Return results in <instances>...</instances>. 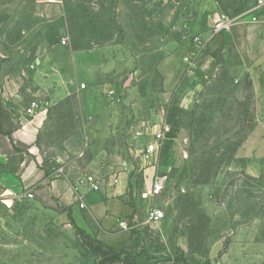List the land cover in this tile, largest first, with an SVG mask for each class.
Returning <instances> with one entry per match:
<instances>
[{"label": "rangeland", "instance_id": "374dc122", "mask_svg": "<svg viewBox=\"0 0 264 264\" xmlns=\"http://www.w3.org/2000/svg\"><path fill=\"white\" fill-rule=\"evenodd\" d=\"M55 1L0 0V78L45 61L41 32L59 17L75 66L115 94L97 95L109 111L86 127L75 98L49 110L38 164L56 169L68 149L82 172L84 142L97 139L140 188L143 144L124 147V134L146 140L163 127L164 218L147 223L136 209L128 231L100 240L24 194L0 198V264H264V7L213 35L217 16L257 0Z\"/></svg>", "mask_w": 264, "mask_h": 264}, {"label": "crops", "instance_id": "0c3cea01", "mask_svg": "<svg viewBox=\"0 0 264 264\" xmlns=\"http://www.w3.org/2000/svg\"><path fill=\"white\" fill-rule=\"evenodd\" d=\"M41 35L49 46L45 61L39 62L33 70H19L12 79L11 75L0 78V198L20 194L26 197L30 193L33 197L29 200H35L40 210L48 209L53 216L68 219L83 232L94 234L100 240L109 239L111 231L125 232L118 229L117 223L122 220L128 223L134 221L136 209L141 210L144 216L147 207H159L155 200L140 201L139 193L149 188L155 174H162L157 166L161 151L154 162H144L140 154L151 143L152 135L145 140L129 133L127 128L124 147L143 144L141 151H135L136 157L147 166L142 169L140 188L136 184V171L117 156L113 159V152L108 153L101 140L94 138L92 143L87 139L84 142L82 156H86V159L82 172H72L70 161L73 156H69L71 152L68 149L57 160L63 174L58 175L55 169L48 171L45 164H38L44 153L40 152L35 142L43 131V122L49 110L67 99L75 98L86 127V121L91 120L92 116L98 114L101 118L109 111L105 104L95 98L101 92L105 95L106 91L112 89L110 85L99 89L94 75L75 66L76 58L70 56L66 44H61L65 35L59 17H54ZM89 66L87 63L86 67ZM81 85L85 86L82 90L79 89ZM31 98L39 99L42 106L34 117H28L23 112L24 102ZM96 131L92 130V135L98 136ZM120 133L123 135L122 130ZM119 145L122 147L123 142ZM69 148H72V144ZM67 159L70 160L66 162ZM63 164H66L65 168ZM88 174L100 180L99 191H90L84 183L83 177ZM114 177H118L115 185L111 182ZM77 198H81L82 209ZM134 240L135 235H132L131 241L124 247L128 249L127 244Z\"/></svg>", "mask_w": 264, "mask_h": 264}, {"label": "built area", "instance_id": "2783aa9c", "mask_svg": "<svg viewBox=\"0 0 264 264\" xmlns=\"http://www.w3.org/2000/svg\"><path fill=\"white\" fill-rule=\"evenodd\" d=\"M47 4H55V0H44ZM264 7V0H257L255 2V5L244 14L238 15L235 18H228L225 15H219L216 17V19L213 21L212 24V33L213 35L224 33L230 31V29L234 26L235 23H237L239 20H241L244 15L251 14V22H255V11L259 10L260 8ZM195 43L199 42L198 38L194 39ZM62 45H65V40L61 41ZM202 45V44H201ZM204 45V44H203ZM187 61V60H186ZM34 67H31L30 69L33 70ZM85 86L81 85L79 89H84ZM115 90H109L106 92V95L110 97V99L114 98ZM41 101L37 98H31L24 102L23 105V112L28 117H34L40 110H41ZM163 140H164V131L160 129L158 132H155L152 134V141L151 143H148L144 151L140 154L144 162L151 163L156 160V155L158 152L161 151L163 147ZM56 174H62L63 168L59 165L58 168L55 170ZM84 183L87 185L90 191L97 192L100 189V180L95 178L93 175L88 174L83 177ZM112 184L118 183V177H114L111 179ZM167 184V178L163 174H155L153 176L151 185L147 190L144 192L139 193V200L140 201H154L156 198H158L165 190ZM27 199H32L33 195L28 193L26 195ZM77 202L79 204V208H83L84 205L81 202V198H77ZM144 218L147 223H158L164 218L163 211L156 207V206H149L144 211ZM118 229L122 231H128L130 229L128 222L125 220L118 221L117 223Z\"/></svg>", "mask_w": 264, "mask_h": 264}, {"label": "trees", "instance_id": "16d2710c", "mask_svg": "<svg viewBox=\"0 0 264 264\" xmlns=\"http://www.w3.org/2000/svg\"><path fill=\"white\" fill-rule=\"evenodd\" d=\"M72 225H73V224H72ZM73 227H74L75 231L78 233V235H80V236H84V232H83L81 229H79L78 227H76V226H74V225H73Z\"/></svg>", "mask_w": 264, "mask_h": 264}]
</instances>
